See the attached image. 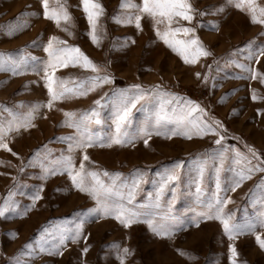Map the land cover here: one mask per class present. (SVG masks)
<instances>
[{"label":"rangeland","instance_id":"1","mask_svg":"<svg viewBox=\"0 0 264 264\" xmlns=\"http://www.w3.org/2000/svg\"><path fill=\"white\" fill-rule=\"evenodd\" d=\"M50 2L55 3V0ZM98 2L104 7L99 18L103 38L99 44H93L80 0H60L74 18L73 24L68 25L72 35L63 30V22L58 27L43 16L41 0H0V54L18 59L31 53L39 58V63L30 60L18 74L0 70V105L27 112L33 104H47L49 96L40 65L47 60L43 44L53 35L68 45L79 46L100 67V72L71 63L58 68L56 76L66 81L71 92L55 101L51 108H39L32 120L33 127L20 128L6 137L12 152L0 149V204L11 193L18 211L0 218V264H10L13 258L27 264H119L110 247L113 242L134 250L126 264H230L229 243L236 244L241 264H264V249L257 245L253 233L230 241L218 220L201 218L197 225V216L207 210L208 198L214 202L217 196L214 165L220 166L221 154L224 156L220 172L222 190L218 194L230 198L225 211H230L237 221L253 220L264 211V171L260 170L264 168V99H252L253 89L257 96L264 97V84L251 79L246 69L238 67L244 64L264 73V56L258 61L249 58L259 55V49L264 47V25L253 22L248 13L227 5V0H190L197 14L189 26L196 29V35L211 55L200 57L196 64H187L156 37L150 18L144 17L142 30H137L134 24H119L113 19L133 11L122 9L121 0ZM256 2L264 5V0ZM219 6H224L223 12L216 11ZM200 12L208 14L200 15ZM17 25H20L19 30L9 34ZM125 38L130 39L126 42ZM32 41H37L39 46H33ZM36 67L40 70H34ZM196 73L201 76L197 77ZM205 74L209 76L207 82L203 80ZM102 76H111L112 81L98 83L95 78ZM132 84L144 88L159 86L161 92L187 98L165 97V100H172L173 107L178 105L177 112L187 108L190 100L192 107L198 104L205 110L200 114L201 120L209 123L218 120L223 126L220 134L224 140L220 145L215 143L219 137L212 132L197 135L191 131V138L181 135L169 138L150 129V137L141 136L132 143L109 146L103 137L114 132L113 110L107 100L102 101V107L98 106L102 123L93 124L92 129L94 139H99L84 150L90 157L85 162L86 168L122 173L120 179L128 184L139 172L143 181L133 203L140 206L149 202V193L155 197L160 180L158 173L183 161V167L177 170L180 180L171 185L176 190L174 202L170 190L161 197L164 208L172 202V212L182 227L171 237H165L153 234L143 222L125 229L114 217H91L84 223L82 232L88 239L68 242L62 255H18L23 245L40 238L42 228L55 233L65 226L74 227V224H65V219L73 221L94 205L89 195L71 188L66 174L49 176L42 181L41 169L36 163L29 164V159L37 149L42 155L51 152L56 157L61 151L67 155L66 143L57 138L75 135L76 129L63 123L64 112L81 115L106 93ZM88 88L93 90L87 91ZM144 117V112H134L135 123H140ZM72 155L78 168L82 151L77 150ZM198 161L205 167L202 179L197 172ZM250 166L257 167L248 173ZM241 171L250 178L232 191L235 177ZM42 182L45 185L42 199L33 205L31 196ZM197 183L203 190L200 195L203 206L197 203ZM57 188L60 191H56ZM25 209L26 214H21ZM10 230L16 235H10ZM256 231L264 234V228ZM84 247H88L86 253L82 252ZM177 249L188 255H181Z\"/></svg>","mask_w":264,"mask_h":264},{"label":"snow or ice","instance_id":"2","mask_svg":"<svg viewBox=\"0 0 264 264\" xmlns=\"http://www.w3.org/2000/svg\"><path fill=\"white\" fill-rule=\"evenodd\" d=\"M227 5L234 6L236 9L244 11L250 15L253 22H258L264 25V5H260L256 0H227ZM43 16L56 23L58 27L64 23L63 30L69 35L73 33L69 30L68 25L73 24L74 18L68 11V8L60 3V0H55L51 3L50 0H41ZM80 6L85 14L89 25L88 35L93 44H99L102 40V27L99 25V18L104 13V7L98 0H80ZM120 7L122 9H130L120 17H113L119 24L131 25L134 24L137 30H142V19L148 17L152 21V26L156 37L171 49L172 52L187 64H196L200 57L210 56L211 52L206 48L203 41L196 35V29L191 25L197 14V10L193 7L190 0H141L136 3L135 0H121ZM217 12H223L224 6H219ZM200 15H207V12H200ZM184 22H187L185 24ZM213 27H216L214 24ZM20 25L12 29L9 34L18 31ZM130 38H125L126 42ZM135 43L134 40H131ZM33 46H39L37 41H32ZM43 51L47 54V60L40 67L43 70V81L47 89L49 99L46 105L39 103L33 104L27 112H20L15 109L7 108L0 105V149H5L12 152L9 147L6 137L13 131H18L20 128L33 127L32 120L35 119L36 113L41 107L51 108L55 101L65 98L71 92L67 87L66 81L56 76L58 68L67 67L70 63L79 65L85 69H91L94 72H100V67L95 64L79 46L68 45L66 41L61 40L57 36L48 38L47 43L43 44ZM264 56V47L259 49V55L249 57L250 59L259 60ZM39 63V58L27 53L20 56L18 59H13L11 55L5 56L0 54V70H11L13 74H18L21 67L28 64L29 61ZM40 67L34 70L39 71ZM211 67V66H209ZM238 67L246 69L251 79H258L261 84H264V73L257 69L251 68L244 64H239ZM197 77L201 73H196ZM98 83H107L112 81L111 76H102L95 78ZM203 80H209L208 75L203 76ZM215 87V85H213ZM93 88H88L87 91H92ZM83 94V93H81ZM227 95V93L225 94ZM159 96V101H157ZM165 97H172L178 100H186L187 98H176L174 93L161 92L159 86L144 88L140 84H132L128 88L117 89L111 94H105L94 101L93 107L81 115H77L71 111H65L64 124L76 129L75 135L61 136L57 139L67 145V155L61 151L59 156L53 157L49 152L47 155H42L37 149L33 157L28 163L38 164L41 169V180L46 181L49 176L57 174H66L71 182V188L79 192L86 193L94 201V205L83 210V215H78L75 220L68 221L65 219V224H74V227H63L55 233L49 232L47 227L41 229L40 238L37 241H30L22 246L18 255H26L29 257L39 254H48L52 256L62 255L63 249L67 247L68 242H78L80 239L87 240V236H83L84 223L91 217H114L125 229H129L132 225L143 222L148 229L155 235L171 237L173 232L182 227L176 222V217L172 212V202L175 200L176 190L171 187L174 183L180 180V174L177 171L183 167L184 162L178 161L170 168H166L163 173H158L160 176L159 187L156 189V195L153 198L149 193V202L144 205L136 206L133 202L136 199V191L143 181V177L137 172V178H134L131 184L122 181L120 178L122 173H110L107 170L99 171L86 168L85 162L90 159L87 154V148L93 146L97 142L94 139L92 125H100L102 123L101 111L98 106L102 107V101L107 100L113 110L114 132L109 136H104L109 146L112 144L122 145L132 143L141 136L150 137V129H156L158 135H168L169 138L175 135H181L191 138L189 133L194 131L197 135H204L207 132H212L219 138L216 139L217 145L221 144L224 136L220 134L222 124L216 120L209 123L207 120H201L200 114L204 113L198 104L192 107V101L188 100L187 108H180L177 112V107H173L172 100H165ZM252 99H264L259 97L256 91H252ZM23 106V102H20ZM139 106V107H138ZM140 111L145 113L143 121L140 123L134 122V112ZM7 113V115H4ZM196 113L197 115H194ZM163 130V131H161ZM147 145L148 140H144ZM77 150L82 151V158L77 168L73 161V153ZM250 152L255 156L254 150ZM16 155V153H13ZM237 155L240 153L237 150ZM246 159V158H245ZM220 166L216 168V189L217 196L212 202L208 198L207 210L202 211L197 216V225L202 219L218 220L223 228L224 233L230 241H235L238 237L246 233H253L257 245L264 249V234L257 232V228H264V211H261L253 220L237 221L230 211H225L224 206L229 203L230 198L225 199L218 193L221 189L220 172L223 167L224 156H220ZM197 172L202 179L205 171L203 163L199 161ZM257 166H250L247 172L251 173ZM23 168H21V171ZM264 171V168L260 169ZM250 175H246L241 171L235 177V184L232 191L245 180L249 179ZM154 185L157 183L153 182ZM42 182L37 191L31 196L34 203L42 199L44 190ZM171 191L173 201L164 208L161 204V197L166 191ZM56 191H60L59 188ZM202 188L199 183L196 185L197 203H201L200 195ZM18 211L17 203L11 199V193L4 202L0 204V218L6 214ZM27 209L24 213L26 214ZM79 221V222H76ZM10 235L14 236V230H10ZM114 250L115 258L119 264H126V260L133 254V249L126 245H121L119 242H113L110 246ZM88 247H84L82 252L86 253ZM181 255H188L182 249H177ZM230 264H241L238 259L239 252L235 243L228 245ZM191 259L192 257L189 256ZM10 264H27V261H21L19 258L10 260Z\"/></svg>","mask_w":264,"mask_h":264}]
</instances>
